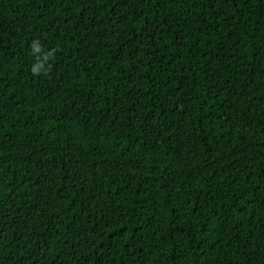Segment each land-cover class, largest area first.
<instances>
[{
	"label": "trees",
	"instance_id": "1",
	"mask_svg": "<svg viewBox=\"0 0 264 264\" xmlns=\"http://www.w3.org/2000/svg\"><path fill=\"white\" fill-rule=\"evenodd\" d=\"M0 264H264V0H0Z\"/></svg>",
	"mask_w": 264,
	"mask_h": 264
},
{
	"label": "clouds",
	"instance_id": "2",
	"mask_svg": "<svg viewBox=\"0 0 264 264\" xmlns=\"http://www.w3.org/2000/svg\"><path fill=\"white\" fill-rule=\"evenodd\" d=\"M29 46L34 57V62L30 67L31 73L33 75H40L41 73L47 75L49 61L54 59L56 49L46 50L39 39H33Z\"/></svg>",
	"mask_w": 264,
	"mask_h": 264
}]
</instances>
